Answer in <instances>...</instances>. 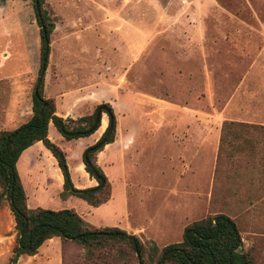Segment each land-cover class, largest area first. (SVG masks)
<instances>
[{"label":"rangeland","instance_id":"1","mask_svg":"<svg viewBox=\"0 0 264 264\" xmlns=\"http://www.w3.org/2000/svg\"><path fill=\"white\" fill-rule=\"evenodd\" d=\"M44 8L54 23L46 96L74 117L109 101L118 129L99 155L110 201L94 207L74 195L62 198V174L38 159L30 182L24 179L30 204L40 199L37 207L74 208L95 227L124 228L143 241L148 261L153 246L182 241L191 222L226 212L244 250L264 264V135L263 157L241 160L238 173L228 158L218 160L224 120L264 124V0H44ZM40 60L33 0H0V130L31 116ZM98 135L86 144L56 143L75 166L83 164L80 147ZM255 140L244 141L245 152ZM110 153L116 157L108 160ZM71 174L86 177L85 187L97 184L87 171ZM15 238L0 185V264L10 263ZM16 264L139 263L132 252L93 263L88 248L55 237Z\"/></svg>","mask_w":264,"mask_h":264},{"label":"trees","instance_id":"2","mask_svg":"<svg viewBox=\"0 0 264 264\" xmlns=\"http://www.w3.org/2000/svg\"><path fill=\"white\" fill-rule=\"evenodd\" d=\"M33 6L40 26L41 60L33 90L32 114L17 128L0 130V185L9 202L16 229L9 264H16L23 255H36L46 241L55 237L88 248V259L93 263H104L110 255L116 259L132 252L139 264H256L251 253L244 250L237 222L226 212H217L191 222L185 227L182 241L168 244L160 250L153 246L148 261L143 241L121 227H95L74 208L54 210L28 206L17 162L22 152L37 141H42L57 159L64 179L62 198L74 195L94 207L108 202L112 197V184L99 165L97 155L116 140L118 127L115 108L109 101L98 103L90 114L76 118L57 113L55 98L45 94V75L54 23L44 8V0H33ZM104 115H107V127L82 154L86 171L98 184L78 188L72 180L66 152L49 137V125L52 123L66 140L79 139L94 134L101 127ZM259 135H264V124L224 120L218 148L219 162L224 157L228 158L234 169L233 174H236L241 160L250 162L259 155L263 157L262 148L258 147ZM249 136L256 140L254 147H249L250 150L245 152L243 145Z\"/></svg>","mask_w":264,"mask_h":264},{"label":"crops","instance_id":"3","mask_svg":"<svg viewBox=\"0 0 264 264\" xmlns=\"http://www.w3.org/2000/svg\"><path fill=\"white\" fill-rule=\"evenodd\" d=\"M56 106H57V113L59 114V115H61V116H64V117H67V116H70V115H67V114H62V113H60L59 112V106L57 105V103H56ZM82 116V115H81ZM71 117H74V116H71ZM77 117H79V116H77ZM74 118H76V117H74ZM103 118H104V116H103ZM103 118H102V120H103ZM105 120V119H104ZM244 122H249V121H244ZM249 123H254V122H249ZM107 125H108V120H107V124L106 125H101V127L96 131V132H99V135H98V137L96 138V141L99 139V137L102 135V133H103V131L105 130V128L107 127ZM55 129H56V127L52 124V123H50V125H49V137L51 138V140L52 141H54L55 143L56 142H64V141H68V142H70V141H76V142H80V141H82V143L83 144H86V143H84L86 140H88V138L90 137V136H92V135H94V134H92V135H90V136H87V137H82V138H79V139H72V140H66L62 135H61V133L58 131V133L55 131ZM117 129H118V127H117ZM95 141V142H96ZM116 141V140H115ZM114 141V142H115ZM87 142V141H86ZM94 142V143H95ZM113 142V143H114ZM93 143V144H94ZM113 143H110V144H113ZM110 144H108V145H110ZM90 145H92V144H90ZM108 145H106V146H108ZM87 146H89V145H84V147H80V149L78 150V151H84V149L87 147ZM105 146V147H106ZM103 151V150H102ZM102 151H100L99 153H98V155H97V161H98V163H99V165L101 164L100 163V158H99V155H100V153L102 152ZM67 154V153H66ZM69 157V156H68ZM116 156H115V154L114 153H110L109 154V156L107 157L108 158V160H111V159H114ZM41 160V159H44V161H46L53 169L52 170H54V169H56L57 170V172H58V177H60V174H59V172L62 174V172H61V169L59 168V166H58V162H57V159L55 158V156L52 154V152L43 144V142L42 141H37V142H35L33 145H31L30 147H28L26 150H24L23 152H22V154H21V156H20V158H19V160H18V162H17V168H18V171H19V174H20V177H21V179H22V183H23V185H24V188H25V191H26V194H27V203H28V206L30 207V208H36L37 207V205H42V204H44L40 199H33V204L31 205L30 204V196L28 195V191H27V187H26V185H25V182H24V179H25V181L27 180V182H30L29 181V177L30 176H32V174H34V173H29V171H30V168H31V166L32 165H36V161L37 160ZM74 159H76V158H74ZM67 160H68V158H67ZM83 161V160H82ZM75 162H76V165L75 166H73L72 164H70V166H69V168H71V171L70 172H73V168H75V171L77 172V173H80V174H82V173H84V172H86V169H85V165H84V163L83 164H81V163H79L78 162V160H75ZM101 166V165H100ZM102 167V166H101ZM36 168V167H35ZM104 170V169H103ZM35 172V171H34ZM41 172H43V171H41ZM88 173V172H87ZM71 176H72V174H71ZM62 177H63V174H62ZM91 177V176H90ZM92 179H95V178H93L92 177ZM72 180H73V182H74V184H75V186L76 187H78V188H84L85 186H83V183H85L88 179L86 178V177H84V176H81V177H78V178H75V176H72ZM96 180V179H95ZM97 181V180H96ZM36 183V184H39V185H41L43 182H40V178H34L33 180H32V183ZM63 182H64V179H63ZM61 184V183H60ZM97 184H98V182H97ZM96 184V185H97ZM93 186H95V185H93ZM38 189V187L37 186H33V188H32V191H35V190H37ZM36 193V192H35ZM37 195V193L36 194H34V196H36ZM70 197V196H69ZM68 198V197H67ZM112 198V197H111ZM66 199V198H65ZM111 200V199H110ZM109 200V201H110ZM107 203V202H106ZM89 222V221H88ZM124 229V228H123ZM51 240V239H50Z\"/></svg>","mask_w":264,"mask_h":264}]
</instances>
